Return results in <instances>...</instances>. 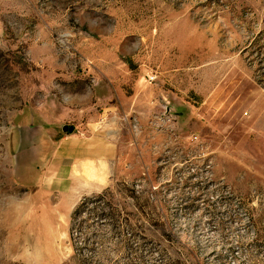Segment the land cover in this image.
Masks as SVG:
<instances>
[{"label": "rangeland", "instance_id": "1", "mask_svg": "<svg viewBox=\"0 0 264 264\" xmlns=\"http://www.w3.org/2000/svg\"><path fill=\"white\" fill-rule=\"evenodd\" d=\"M0 264H264V0H0Z\"/></svg>", "mask_w": 264, "mask_h": 264}, {"label": "water", "instance_id": "2", "mask_svg": "<svg viewBox=\"0 0 264 264\" xmlns=\"http://www.w3.org/2000/svg\"><path fill=\"white\" fill-rule=\"evenodd\" d=\"M63 132H68V133H71L72 132V129L71 128H67V127H64L62 129Z\"/></svg>", "mask_w": 264, "mask_h": 264}]
</instances>
